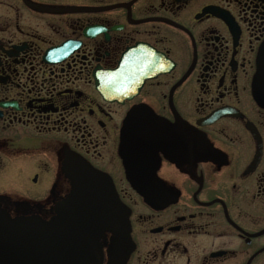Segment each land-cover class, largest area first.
<instances>
[{"label":"flooded vegetation","instance_id":"af4514ba","mask_svg":"<svg viewBox=\"0 0 264 264\" xmlns=\"http://www.w3.org/2000/svg\"><path fill=\"white\" fill-rule=\"evenodd\" d=\"M141 109L194 133L132 160L147 199L118 152ZM71 153L129 210L90 264H264V0H0L1 207L52 217Z\"/></svg>","mask_w":264,"mask_h":264},{"label":"water","instance_id":"95a60500","mask_svg":"<svg viewBox=\"0 0 264 264\" xmlns=\"http://www.w3.org/2000/svg\"><path fill=\"white\" fill-rule=\"evenodd\" d=\"M152 116L142 109L129 112L119 133L118 152L125 175L145 199L158 190L144 185V172L137 171L132 160L139 153L152 156L160 148L172 154L175 150H189L194 135L185 125H181V130L179 126L174 129L159 119L149 123L132 121L133 117ZM64 170L70 180V192L55 204L54 215L49 219L10 216L0 205V264L95 263L101 257L99 238L105 231L118 238L123 255L128 253L132 246L129 210L117 197L108 175L72 153ZM149 175L153 176L152 172Z\"/></svg>","mask_w":264,"mask_h":264}]
</instances>
